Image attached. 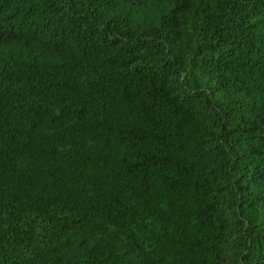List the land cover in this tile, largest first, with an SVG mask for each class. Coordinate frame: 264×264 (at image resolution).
<instances>
[{
	"label": "trees",
	"instance_id": "16d2710c",
	"mask_svg": "<svg viewBox=\"0 0 264 264\" xmlns=\"http://www.w3.org/2000/svg\"><path fill=\"white\" fill-rule=\"evenodd\" d=\"M0 264H264V0H0Z\"/></svg>",
	"mask_w": 264,
	"mask_h": 264
}]
</instances>
